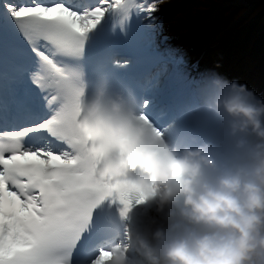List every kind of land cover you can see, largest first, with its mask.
I'll return each mask as SVG.
<instances>
[{
    "label": "clouds",
    "instance_id": "clouds-1",
    "mask_svg": "<svg viewBox=\"0 0 264 264\" xmlns=\"http://www.w3.org/2000/svg\"><path fill=\"white\" fill-rule=\"evenodd\" d=\"M200 98L211 138L177 143L105 86L81 100L77 127L99 176L143 196L144 226L126 227L102 264H264V98L216 72Z\"/></svg>",
    "mask_w": 264,
    "mask_h": 264
},
{
    "label": "snow or ice",
    "instance_id": "snow-or-ice-1",
    "mask_svg": "<svg viewBox=\"0 0 264 264\" xmlns=\"http://www.w3.org/2000/svg\"><path fill=\"white\" fill-rule=\"evenodd\" d=\"M0 4L33 58L30 85L46 108L30 126L0 138V264H102L106 247L94 241V211L107 201L124 219L143 196L99 176L77 127L85 85L75 62L106 12L138 8L150 16L159 0Z\"/></svg>",
    "mask_w": 264,
    "mask_h": 264
},
{
    "label": "rangeland",
    "instance_id": "rangeland-1",
    "mask_svg": "<svg viewBox=\"0 0 264 264\" xmlns=\"http://www.w3.org/2000/svg\"><path fill=\"white\" fill-rule=\"evenodd\" d=\"M184 1L164 0L158 7V15L178 32L175 34L177 41L192 38L194 42L189 41L194 50L209 46L210 49H206L201 57L205 67L216 68V73L227 74L229 80L236 79L241 83L264 87V28L257 31V27L253 26V18L248 19L251 13H245L244 6L231 1L229 4L219 3L217 7L208 2L209 8L189 15ZM239 11V18L236 19L234 15ZM200 27H204L203 30L196 33ZM192 32L194 36L190 37ZM216 34L218 39L213 38ZM210 38L215 39L216 43ZM212 50L214 53L210 54ZM217 57L220 60L215 63Z\"/></svg>",
    "mask_w": 264,
    "mask_h": 264
},
{
    "label": "bare ground",
    "instance_id": "bare-ground-1",
    "mask_svg": "<svg viewBox=\"0 0 264 264\" xmlns=\"http://www.w3.org/2000/svg\"><path fill=\"white\" fill-rule=\"evenodd\" d=\"M256 0H241V1H239V3H241V4H244V5H246L247 7H249L250 5H252L254 2H255ZM163 33H166V34H169L170 32L168 31V30H164V32ZM171 36V35H170ZM172 65H170V67H171ZM165 66L163 65V68H164ZM153 124H154V126H156V123L155 122H152ZM152 124V125H153Z\"/></svg>",
    "mask_w": 264,
    "mask_h": 264
}]
</instances>
